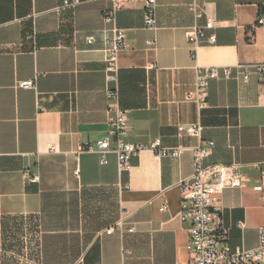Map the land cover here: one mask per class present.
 <instances>
[{"label":"crops","instance_id":"0c3cea01","mask_svg":"<svg viewBox=\"0 0 264 264\" xmlns=\"http://www.w3.org/2000/svg\"><path fill=\"white\" fill-rule=\"evenodd\" d=\"M193 1L215 18L216 35L195 54L185 36L196 21ZM62 2L0 0V264H186L190 222L181 218L176 183L193 172L191 147L207 139L215 145L206 162L242 163V184L219 194L230 244L256 246L264 224V80L255 73L245 80L240 64L264 62V24L254 26L264 0H157L155 31L145 26L144 0L118 12L128 43L119 54L126 139L187 147L161 158L144 149L126 172L114 152L103 163L83 149L108 133L113 32L102 10L110 2L57 10ZM211 65L231 67L232 76L210 80L199 110L187 94L197 68ZM37 74L36 88L17 85ZM197 121L201 139L178 135V123Z\"/></svg>","mask_w":264,"mask_h":264},{"label":"built area","instance_id":"2783aa9c","mask_svg":"<svg viewBox=\"0 0 264 264\" xmlns=\"http://www.w3.org/2000/svg\"><path fill=\"white\" fill-rule=\"evenodd\" d=\"M87 1L98 0H63L57 6V10L75 9ZM110 2L103 8V18L111 24L113 32L112 44L108 48L105 59L106 95L108 98L107 124L108 133L98 139L96 146L85 144L83 149L96 151L100 154L103 163L108 162V154L114 152L117 156L118 168L121 172L130 171L131 158L144 149H150L158 158L165 156H179L187 147H167L162 145L160 138H156L148 144L136 143L126 139L129 132L128 111L121 105L120 91V51L127 46L125 28L117 24L118 12L128 3L136 0H106ZM196 21L185 28V36L189 43L197 47L203 43H214L215 33L209 32L215 26V18L207 13L196 1L189 4ZM205 17L204 22L200 19ZM144 22L146 28L155 31L159 28L157 20V0H144ZM264 24V16H259L254 26ZM28 37L35 43V32ZM94 36H88V42H94ZM241 74L245 80H249L255 73L264 80V62L240 64ZM227 78L232 76V68L229 66L211 65L197 68L195 87L188 91L187 98L197 104L199 110L205 108L209 96L208 86L210 80L220 76ZM19 80L17 85L25 88H36V78ZM178 135H193L202 138L203 124L200 121L192 123H178ZM112 138L116 146H111ZM215 141L207 139L201 141L193 150V172L180 179L176 186L181 189L183 195V208L180 211L181 218L190 222V250L191 257L186 264H264V224L259 226L258 244L251 248H233L230 244L229 228L223 219L219 194L226 188L240 186L243 180L242 163L206 162L212 153ZM29 171L27 170V173ZM264 176V170H263ZM33 178H38L33 175ZM162 209H167L164 203ZM244 226V222H239ZM122 226V221L110 225L106 231L113 232Z\"/></svg>","mask_w":264,"mask_h":264}]
</instances>
